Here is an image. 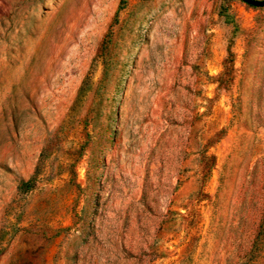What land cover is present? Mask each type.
Here are the masks:
<instances>
[{
	"label": "rangeland",
	"instance_id": "1",
	"mask_svg": "<svg viewBox=\"0 0 264 264\" xmlns=\"http://www.w3.org/2000/svg\"><path fill=\"white\" fill-rule=\"evenodd\" d=\"M0 264H264V7L0 0Z\"/></svg>",
	"mask_w": 264,
	"mask_h": 264
},
{
	"label": "water",
	"instance_id": "2",
	"mask_svg": "<svg viewBox=\"0 0 264 264\" xmlns=\"http://www.w3.org/2000/svg\"><path fill=\"white\" fill-rule=\"evenodd\" d=\"M247 4L255 7H264V1H256V0H242Z\"/></svg>",
	"mask_w": 264,
	"mask_h": 264
},
{
	"label": "trees",
	"instance_id": "3",
	"mask_svg": "<svg viewBox=\"0 0 264 264\" xmlns=\"http://www.w3.org/2000/svg\"><path fill=\"white\" fill-rule=\"evenodd\" d=\"M30 182H27V183H23L22 186H27L29 185Z\"/></svg>",
	"mask_w": 264,
	"mask_h": 264
}]
</instances>
